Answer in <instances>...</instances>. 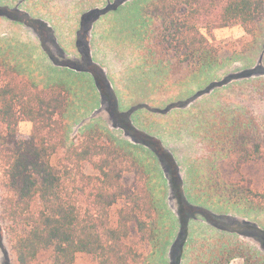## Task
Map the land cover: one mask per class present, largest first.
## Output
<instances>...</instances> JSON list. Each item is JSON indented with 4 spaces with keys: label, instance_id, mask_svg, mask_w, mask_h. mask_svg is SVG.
I'll use <instances>...</instances> for the list:
<instances>
[{
    "label": "trees",
    "instance_id": "obj_1",
    "mask_svg": "<svg viewBox=\"0 0 264 264\" xmlns=\"http://www.w3.org/2000/svg\"><path fill=\"white\" fill-rule=\"evenodd\" d=\"M0 9L39 32L46 27L10 4ZM102 12L93 10L82 17L80 52L82 38ZM139 21L146 63L191 74L255 47L264 34V0H148ZM231 24H240L250 38L216 43L203 31L212 34ZM56 35L51 34L55 42ZM41 43L57 61L46 37ZM82 53L92 66L89 47ZM21 61L11 50H0V225L16 263L36 264L42 254L50 253L52 264H76L79 255L94 264H145L159 246L162 222L150 160L97 126L69 139L67 81L42 84L27 74ZM75 63L72 59L57 64L88 71ZM258 89L264 99V85ZM22 121L32 123L29 133L21 131ZM207 138L212 150L228 158L239 175L246 166L264 163V120L250 111L221 115ZM142 145L156 154L151 143ZM221 183L215 180L205 196L248 213L264 212V180L254 186L242 176ZM238 224L245 235L252 231L247 219ZM222 226L236 231L229 223ZM249 251L240 238L221 237L195 247L189 264H230ZM175 254L173 264H180L183 251Z\"/></svg>",
    "mask_w": 264,
    "mask_h": 264
},
{
    "label": "rangeland",
    "instance_id": "obj_2",
    "mask_svg": "<svg viewBox=\"0 0 264 264\" xmlns=\"http://www.w3.org/2000/svg\"><path fill=\"white\" fill-rule=\"evenodd\" d=\"M116 1L0 0V5L28 12L46 26L39 32L0 9V50L18 55L22 68L42 84L67 81L69 139L97 126L148 157L162 222L159 246L145 264H173L179 249L183 251L180 264H189L195 247L221 237L240 238L250 249L230 264H264V212L248 213L218 197L205 196L212 192L208 187L215 180L223 183L243 176L254 186L264 180V163L246 166L239 175L228 158L212 150L207 138L210 127L226 113L250 111L264 120V99L258 93L264 85V34L251 51L220 65L191 74L167 66L159 70L146 63L138 32L140 10L148 0H123L117 9L106 11ZM93 10L103 12L87 38H82L80 52L82 17ZM203 31L216 43L250 38L240 24L219 27L212 34ZM52 33L57 34L56 42ZM43 36L57 61L42 47ZM86 46L95 62L92 66L82 53ZM72 59L88 71L57 64ZM20 129L29 133L32 123L22 121ZM144 142L151 143L156 154L147 151ZM245 219L253 225L246 235L238 229ZM223 223L236 231H228ZM51 261L50 253H44L36 264ZM0 264H17L1 225ZM76 264L94 263L79 255Z\"/></svg>",
    "mask_w": 264,
    "mask_h": 264
},
{
    "label": "crops",
    "instance_id": "obj_3",
    "mask_svg": "<svg viewBox=\"0 0 264 264\" xmlns=\"http://www.w3.org/2000/svg\"><path fill=\"white\" fill-rule=\"evenodd\" d=\"M40 44L37 45V47L39 46Z\"/></svg>",
    "mask_w": 264,
    "mask_h": 264
}]
</instances>
